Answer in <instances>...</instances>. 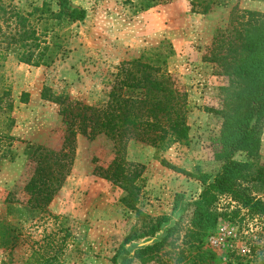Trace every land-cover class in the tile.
Segmentation results:
<instances>
[{
    "label": "rangeland",
    "instance_id": "rangeland-1",
    "mask_svg": "<svg viewBox=\"0 0 264 264\" xmlns=\"http://www.w3.org/2000/svg\"><path fill=\"white\" fill-rule=\"evenodd\" d=\"M44 1L57 9V0H14V4L29 10ZM225 2L204 14L193 12L189 0H71L86 10V17L61 31L64 47L50 66L26 65L11 56L0 62V95L9 92L0 97V153L12 151L11 160H0V264H113L111 258L128 233L145 231L156 218L172 215L176 194H183L187 202L199 196L202 184L191 174L201 171L212 178L221 165L214 152L219 149L221 125L219 88L226 83L203 60V53L216 32L227 28L233 7L264 13V0ZM142 54L153 60L165 58L164 70L187 95L189 127L186 140L167 146L128 143L126 158L141 171L135 207L144 217L124 205L122 188L97 174L96 168L105 169L115 151L103 134L76 135L73 164L61 189L43 210L25 207L24 185L30 176L25 147L58 150L68 134L60 106L42 94L97 105L107 99L119 65ZM22 93L28 94L26 103L20 102ZM10 101L12 109L7 112L4 105ZM259 153L264 169V125ZM254 193L264 198V188ZM227 203L222 198L218 206L224 209ZM8 204L16 208L12 215L7 213ZM190 211L184 215V225ZM216 232L209 241L222 257L218 264L224 263L227 249H245L237 223L220 221ZM161 235L139 238L125 247L134 250ZM167 250L169 246L163 249Z\"/></svg>",
    "mask_w": 264,
    "mask_h": 264
},
{
    "label": "trees",
    "instance_id": "trees-1",
    "mask_svg": "<svg viewBox=\"0 0 264 264\" xmlns=\"http://www.w3.org/2000/svg\"><path fill=\"white\" fill-rule=\"evenodd\" d=\"M189 3L193 12L204 14L213 6L226 4L225 0ZM56 6L53 10L44 1L40 6L22 10L14 0H0V62L11 56L26 65L50 66L64 47L65 34L61 31L86 17V10L74 6L71 0H57ZM202 58L226 78L219 88L221 108L217 113L221 125L219 149L214 152L220 168L212 178L201 171L192 173L202 184L199 196L187 202L183 194H176L172 215L156 218L145 226V231L128 233L111 258L113 264H218L222 257L209 239L215 237L220 221L237 223L238 232L245 239V249H227L223 264H264V198L254 193L264 188L259 153L264 125V13L233 7L227 28L216 32ZM164 63L165 58L153 60L143 54L122 62L107 99L97 105L42 94L60 106L68 134L58 150L32 144L25 147L24 155L30 165V176L24 185L28 195L25 207L43 210L61 189L73 164L76 135L93 138L103 134L112 141L115 151L105 169L96 168L97 174L122 188L126 192L124 205L135 210L139 218L144 217L135 207L141 171L126 158L128 143L162 147L186 140L189 132L187 95L177 89L164 70ZM5 95L9 92H2L0 97ZM27 98L28 94L22 93L19 99L26 103ZM4 107L10 111L12 102ZM238 154L244 159H237ZM11 159V150L1 151L0 160ZM222 198L228 201L224 209L218 206ZM189 208L190 219L184 225ZM15 211L13 204L7 205L9 215ZM159 232L162 235L151 244L134 250L125 247L133 240L151 238ZM166 246L169 250L163 251Z\"/></svg>",
    "mask_w": 264,
    "mask_h": 264
}]
</instances>
